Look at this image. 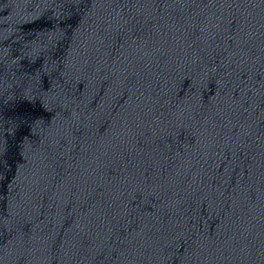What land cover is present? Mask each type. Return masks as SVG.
<instances>
[{
    "label": "water",
    "instance_id": "obj_1",
    "mask_svg": "<svg viewBox=\"0 0 264 264\" xmlns=\"http://www.w3.org/2000/svg\"><path fill=\"white\" fill-rule=\"evenodd\" d=\"M0 264H264V0H0Z\"/></svg>",
    "mask_w": 264,
    "mask_h": 264
}]
</instances>
